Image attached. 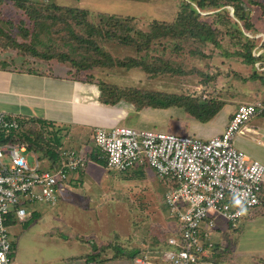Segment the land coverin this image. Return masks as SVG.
<instances>
[{
  "label": "rangeland",
  "instance_id": "1",
  "mask_svg": "<svg viewBox=\"0 0 264 264\" xmlns=\"http://www.w3.org/2000/svg\"><path fill=\"white\" fill-rule=\"evenodd\" d=\"M183 1L189 2L206 17L205 20L218 27L220 34L216 43H200L193 39L178 41L164 37L163 33L158 35L161 25L176 19ZM217 1L222 5L202 9L194 0H56L59 5L80 8L85 14L79 15V23L68 14H63L67 20L46 18L40 30L27 10L13 0H3L0 2V62L36 71L57 70L62 75L91 84L97 97L119 112L120 118L126 119L119 125L209 139L222 133V124L229 112L233 114L256 90L264 89V85L259 86V80L250 79L253 66L238 55V50L245 47L246 37L256 40L252 49L255 54L263 52L260 45L264 43V29L261 28L264 22L257 23L255 18L250 22L252 27L247 29L236 15L233 3ZM29 9L32 12V8ZM62 11L52 12L60 14ZM225 11L229 12V18L217 16L223 13L226 16ZM37 30L40 32L36 39ZM73 33L89 37L95 44L76 39ZM142 33L149 34L144 35L151 38L149 46L144 44L147 37ZM261 61L264 60L257 62L260 65L255 63V67L264 70ZM63 94L66 95V91ZM171 94L195 95L202 100L217 99L227 104L211 121L202 124L183 107L137 103L146 95ZM247 125L258 126L259 144L256 136L249 133L236 134L233 144L252 159L264 163V116L257 114ZM93 143L90 139L87 144L93 146ZM69 145L83 146L76 142ZM26 155L30 166L35 165L36 156L42 157L33 152H26ZM40 164L44 169L49 168L42 158ZM89 168L88 165L83 171L72 172L70 178H80L81 172L84 178H90ZM103 173L109 175L105 176L103 186L93 185L96 194L93 196L100 199L104 188L110 186L112 199L91 208V202L87 207L82 201L74 202L76 199L70 189L60 191L55 205L36 204L34 207L40 208V216H28L9 229L11 238L19 244L18 264H88V258L81 256L94 244L83 235L92 233L97 243L118 233L120 245L132 229L137 241L152 240L149 239L152 233L155 246H169L170 228H176L178 222L163 201L167 183L148 166ZM24 221L29 224L26 232ZM224 221L217 215V225L228 232L217 240L210 260L216 264H264V213L258 214L257 209H253L236 227H228ZM145 234L148 237H142ZM95 264L133 263L129 259L98 258Z\"/></svg>",
  "mask_w": 264,
  "mask_h": 264
},
{
  "label": "built area",
  "instance_id": "2",
  "mask_svg": "<svg viewBox=\"0 0 264 264\" xmlns=\"http://www.w3.org/2000/svg\"><path fill=\"white\" fill-rule=\"evenodd\" d=\"M260 111L261 103L240 104L225 131L209 139L128 125L100 126L93 135L99 154L62 148L54 169L42 168L38 156L30 166L24 143H0V264H18L9 218L27 219L38 203L55 205L70 173L85 169L93 154L111 171L148 166L175 183L166 191L164 204L178 226L168 237L169 246L147 251L141 263L212 264L205 256L225 232L217 225V215L228 227H236L262 204L264 163L233 144L235 135L244 133L246 123ZM18 126L16 117L0 111V136L4 129Z\"/></svg>",
  "mask_w": 264,
  "mask_h": 264
},
{
  "label": "crops",
  "instance_id": "3",
  "mask_svg": "<svg viewBox=\"0 0 264 264\" xmlns=\"http://www.w3.org/2000/svg\"><path fill=\"white\" fill-rule=\"evenodd\" d=\"M259 1L264 3V0ZM254 13L255 9H252V14ZM260 46L264 48L262 44ZM262 54L264 55V51ZM63 91H66V95L63 94ZM248 99H246L248 102L261 103V111L264 110V99L258 95L257 90L253 97ZM0 111H4L14 117L30 116L42 118L54 122L57 126L68 127L70 128V132L65 140L66 145H69L70 142L80 143L83 145L82 147L80 145V149H85L94 153H98L97 147H95L94 143L93 146L87 143L90 139L92 142L94 141L93 135L96 128L100 126L111 127L126 120L124 117L120 118L121 114H119V112L110 109L106 103L100 100V97H97L95 88H93L91 84L72 78L69 75H62L57 70L53 72L50 69L44 71L29 70L2 62H0ZM231 115V112L226 115L225 122L222 124V132L225 131ZM75 126H79L81 129H76ZM86 127H88V129H86ZM257 129L258 126L256 125H247L244 133L256 136L255 139L259 144V136L261 135ZM262 129L264 130V126H262ZM194 133H197V131H194ZM78 140H80V142H78ZM81 141H83V144ZM96 158L95 154H93V161L89 163V169L91 171L90 178H84L83 172H79L81 177L78 179L75 177L70 178V173L67 182L69 186L65 185L61 190L67 192L70 189L72 191V196L76 199L74 202L82 201V205L85 207L88 206V202H91V208L92 206L98 207L100 205L99 202L109 200L110 197L112 199V189L110 186L104 188L100 199L94 198L93 196L95 194L93 185L103 186V181L106 178L105 176L109 175L108 173L104 175L103 172L111 171L107 168L104 160L103 162H99ZM68 195L69 193L66 194V197H68ZM94 202H98V204H93ZM39 211L40 208H36L34 210L35 213L33 212L32 215L36 217L40 216ZM18 223L21 222L16 221L10 224L9 229L13 228ZM23 227L26 232L29 224L24 221ZM174 228V226L170 228L171 232ZM130 231L131 233L125 235L124 242H121L120 245L118 244V240L120 239L118 233L109 240H99L98 243L96 240L92 239L91 235H93V233L90 236L83 235L85 240L91 241L94 246L87 250L85 255L81 257L88 258V264H95L98 258L116 260L129 259L133 264H144L141 263L140 260L147 254L146 252L153 253L156 250L154 247L156 244L154 245L153 243L155 242H152L154 236H152L151 233L149 239L152 240L148 242H143V238L137 241L133 237L132 229ZM142 237L148 236L145 234V236ZM13 240L16 244V257L19 244H17L15 238ZM144 248L146 250H142ZM16 260L18 263L17 257Z\"/></svg>",
  "mask_w": 264,
  "mask_h": 264
},
{
  "label": "trees",
  "instance_id": "4",
  "mask_svg": "<svg viewBox=\"0 0 264 264\" xmlns=\"http://www.w3.org/2000/svg\"><path fill=\"white\" fill-rule=\"evenodd\" d=\"M3 0H0V2ZM16 5L21 7L24 10L28 11L30 18L33 19V22L36 23V27L40 28V24L44 23L46 18H52L53 20H58L62 18L67 20L68 17L74 18L79 23V15L85 14L83 10L76 7H68V5H59L56 0H13ZM197 3V6L206 9L210 7H219L222 4L217 0H194ZM234 4L236 15L244 22V26L249 29L251 28V21L255 20L257 23L264 22V3L259 0H227ZM210 4H209V3ZM36 7V8H35ZM29 8H32V12ZM63 10L60 14H56L57 12H52L54 10ZM252 9H255V13L252 14ZM226 12V16L223 14H217L221 18H229V12ZM54 13V14H53ZM63 14H68V17L65 18ZM205 16L200 15L195 8L189 2L183 1L181 3V8L179 13L177 14L176 19L166 24L161 25L159 28L162 29L160 33H163L164 37H170L173 39H177L178 41L190 40L193 39L200 43H216L218 35L220 31L218 27L214 23H210L205 20ZM254 18V19H253ZM107 23H112L107 21ZM258 27V26H257ZM264 29V27H261ZM221 30V29H220ZM36 32V39L38 37V33ZM243 33V32H242ZM241 33V34H242ZM74 34V33H73ZM142 33L143 37H147ZM162 34L160 35V37ZM76 39H83L84 42H88L90 45H94L95 41L91 40L89 37L85 38L84 36H80L79 34H74ZM151 38H146L144 44L149 46ZM256 44L255 39H250L246 37V42L244 44V48L238 50V55L243 58V61L246 64L253 66V73L250 76L252 80H259L261 84L259 86L264 85V70H260L257 65V61L263 59L264 55H256L253 52V47ZM264 43H262L263 45ZM264 46V45H263ZM96 49H99L97 45H95ZM65 60V56L62 58ZM256 63V65H255ZM264 66V61H262ZM73 78V77H72ZM258 91V90H257ZM262 92V93H261ZM140 93V92H139ZM261 94V95H260ZM264 89L262 91H258V95H260L264 99ZM109 103L107 100H105ZM138 104H145L152 107H172L178 106L183 107L185 111L190 115L195 117L199 122L207 123L211 121L216 114L221 110V108L226 105L224 101L219 100H202L200 97L195 95H149L145 98H140L137 100ZM258 114L264 115V110L259 112ZM18 120L19 126L17 128H6L2 131L0 136V143H24L29 152H35L42 155L39 157V160L44 159L47 167L54 169L60 163V151L62 148L72 147L66 145V139L69 136L70 128L65 126H57L54 122L48 121L42 118H35L30 116L16 117ZM232 118V115L229 117V120ZM99 154V152H98ZM96 160L99 162H103L102 157L96 156ZM143 174V170L140 171ZM164 183H167L168 187L174 186L175 183L168 178H161ZM258 214L264 213V190L262 194V204L257 209ZM35 213V212H34ZM33 214V213H32ZM30 215V217H36L35 215ZM173 217V216H172ZM15 219H10L8 221V225L15 223ZM225 231V230H224ZM228 231H225L226 233ZM13 246L16 248V244L13 240ZM156 250H160L159 246H154ZM217 247V246H216ZM215 247V249H216ZM214 249V250H215ZM129 251V250H127ZM128 253V252H127ZM129 255V254H128ZM214 255L213 253H209L205 256V259L212 264H216L212 262L210 259ZM91 257V256H90Z\"/></svg>",
  "mask_w": 264,
  "mask_h": 264
}]
</instances>
